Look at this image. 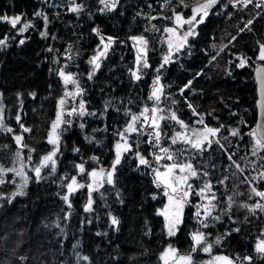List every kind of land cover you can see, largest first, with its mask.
I'll use <instances>...</instances> for the list:
<instances>
[{
	"label": "trees",
	"instance_id": "trees-1",
	"mask_svg": "<svg viewBox=\"0 0 264 264\" xmlns=\"http://www.w3.org/2000/svg\"><path fill=\"white\" fill-rule=\"evenodd\" d=\"M200 2L117 0L116 7L107 10L100 0H0V17H20L15 27L0 20V40H5L0 45V93L6 123L0 131V162L20 170L19 148L29 175L26 184L20 176L13 180L12 174L0 184V264H163L168 247L179 255L191 254L193 264H208L216 256H226L234 264H264V254L256 251L257 243L264 240V210H252L256 203L264 204V198L252 191H264V149L254 154L258 138L252 135L253 70L264 64L260 59L264 8L218 0L197 25V34L180 51H173L170 62L161 68L169 53L165 29L177 28L183 34L189 28L176 25L174 12L188 19ZM77 4L81 10L72 12ZM249 20L252 23L245 27ZM25 24L29 27L20 31ZM101 37L104 43L108 37L113 42L94 70L89 61L104 51ZM133 37L147 41L139 66ZM242 59L246 63L240 67ZM61 71L76 83L65 84ZM134 71L140 79L134 78ZM157 76L159 85H154ZM77 85L82 91L69 96L63 111L55 171L49 164L37 180L35 167L54 150L48 133L59 101L76 93ZM157 86L163 89L159 102L150 99ZM81 103L84 115L79 114ZM153 106L161 110L158 116L166 118L160 121L159 142L141 116L145 108L151 116ZM173 112L187 129L170 118ZM133 116L139 117L138 131L128 132ZM21 125L31 131L25 132ZM205 125L219 132L203 151L182 140L172 143L177 132L191 137L193 129L202 131ZM21 134L27 147L15 141ZM123 138L131 147L122 153L113 183L108 184L106 174ZM161 148L169 149L174 159L168 160ZM140 156L149 163L141 165ZM156 156L163 157L161 167L191 162L198 173L188 180L189 203L172 236L160 214L167 196L165 186L156 180ZM81 164L83 173L77 167ZM101 169L102 182L89 189V174ZM73 177L84 186L69 193L67 185ZM206 184L216 199L211 200L215 205L211 214L202 218L199 193ZM21 185L25 194L13 196ZM89 199L91 210L86 211ZM112 217L118 218V225H112ZM194 231L205 234L210 252L203 251L205 245L194 244Z\"/></svg>",
	"mask_w": 264,
	"mask_h": 264
},
{
	"label": "snow or ice",
	"instance_id": "snow-or-ice-1",
	"mask_svg": "<svg viewBox=\"0 0 264 264\" xmlns=\"http://www.w3.org/2000/svg\"><path fill=\"white\" fill-rule=\"evenodd\" d=\"M101 4L105 5V8L107 10H112L116 7L117 0H100ZM181 3H184V0H181ZM218 3V0H202V2L197 3L195 6L192 7V16L188 19H184V17L179 14L174 12L175 16V23L179 28H183L185 24L189 25V28L187 31L183 32L181 35L178 33L177 28H166L165 31L168 33H171V37L168 40V47L169 51L171 53V50L175 48V50L178 52L182 48H184L187 43H188V38L195 36L197 33L195 31L197 25L202 24L205 20L206 17L209 16L210 10L213 8L214 5ZM235 3H244L245 5L252 3V0H235ZM185 7H188V5H184ZM81 5H75L73 6L70 10L72 12L79 13L81 10ZM259 7V5H257ZM104 9H101L103 11ZM37 15H40V13H37ZM199 17V18H197ZM0 19L3 20H9V17H0ZM47 19V17H45ZM20 21V17H14L11 18L10 22L13 25V27L16 26V24ZM252 23L251 20L247 22L245 27L250 25ZM29 27L28 24L24 25V28L20 29V31H24ZM244 29H240V31H243ZM94 31L99 34L98 29H94ZM42 36H45L46 33L42 32ZM174 38V39H173ZM134 40L138 41L141 47L138 50L137 54V65L139 66L141 61L143 60V57L140 55L141 53L146 52V45L147 41L143 37H133ZM235 39V37H233ZM101 42L103 43L104 51H99L96 56H93L92 59L89 61L91 64L94 65V70L98 69L100 67L99 60L106 55L107 49L111 45L112 38L108 37L107 38V43H104V37H101ZM5 43V40H0V45H3ZM21 44L24 43L23 40L20 41ZM215 59V57H213ZM260 59L264 60V44L260 45ZM164 63L161 65V68L164 67L165 64L169 63L171 60V55H166L163 58ZM246 63V60L242 59L240 63V67H243L244 64ZM143 66L148 67L149 65L147 64L146 60L143 61ZM257 72L259 74V79L261 82V95H262V104H264V69H257ZM60 75L64 78V83L68 84L69 82L71 83H76V81L72 78L71 75H66L63 71L60 72ZM135 79H140V76L137 74L136 71L132 73ZM159 76H157L156 80L154 81V85H159ZM191 85V81L188 82V84L185 85V88L189 87ZM78 91L76 93H67L66 95L73 96V95H79L80 91L79 86L77 85ZM162 86H157L154 88L150 99H154L155 101L159 102L162 94ZM181 92H183V89H181ZM61 108L65 103V100L61 98L59 101ZM191 108L192 105H189ZM80 115H84V104H80ZM73 112H76V109L72 110ZM161 110L159 108L153 107L151 109V116L149 117L146 115V113L149 112L148 108H145L144 112L141 113V116L144 117L145 123H147L150 119V127L153 129V134L155 137V140L159 142L160 137H161V132L159 131L160 129V121L166 119L162 115H157L158 112ZM193 112H195V109H193ZM63 112L58 111L56 114V119L52 122L51 125V130L48 133V142L54 146V150L47 155H45L42 160L40 161L39 166L35 167L34 172H35V177L37 180L41 179V170L44 167H47L49 164H51L52 170L55 171V165H56V160L54 157L56 156L57 151L59 150V143H60V126L64 122L63 119ZM172 120L177 121L181 125V127L187 129V125L184 124L182 120H179L178 117L176 116V113L173 112L170 117ZM139 119L137 116L132 117V122L129 123L127 131L128 132H136L138 131L135 122ZM17 120L19 121V117H17ZM0 122H2V117H0ZM198 123H203V120L198 121ZM23 130L25 132L31 131L29 128H24L23 125H21ZM81 128H83V125H80ZM258 129L261 127H264V125H258ZM8 132H12L13 130L11 128L6 129ZM219 132L218 128H211L205 125L204 129L198 130V129H193L192 131V136L189 137L184 133L177 132L175 136L172 138V143L175 144L177 143L178 140H182L185 144L191 145L192 148L203 151L204 150V145L207 143L209 146L212 143V140L210 137L215 136ZM233 135L237 134V130H233L232 132ZM123 137V133L120 134ZM253 136L259 135V138L256 139L255 145H254V154L256 149H264V131L257 133L254 131L252 133ZM15 141L18 145H21V147H27L26 144H23V135H16L15 136ZM218 142V141H217ZM130 145L127 144L126 140L125 143L120 144L117 143L116 145V158L115 161L113 162L112 165V170L108 171L106 176H107V183L112 184L113 183V174L116 169V165H118L121 161V156L123 152H127L130 149ZM75 151H79V149H75ZM162 152L167 153V159L168 160H173L174 156L172 153L169 152V149L167 148H161ZM139 155V154H138ZM19 157V153L17 154ZM95 159V158H93ZM155 159L157 161L163 159L161 156H156ZM229 159L231 157L229 156ZM139 163L141 165H146L149 163V161L143 157H139ZM79 168L80 172L83 173L85 171L84 166L77 165ZM239 167V165H237ZM23 164L21 163V170H17L15 167L9 168V169H4L3 165H0V173H3L5 171L8 172H14L17 176H23L24 177V184L27 183V177L25 176L24 172L22 171ZM179 170V173L181 175L176 174V170ZM155 175H156V180L158 183H162L165 186V195L168 197V204L165 205L164 210L162 211V215L165 218L166 221V228L168 231V234L170 236L175 235L176 231L179 228V225L182 223V214H183V209L184 206L189 203L188 201V196L190 195L192 185L188 183V180L190 177H196L198 175L197 171L195 170L193 164L191 162L188 163H172L169 165H165V170L161 172L159 169H154ZM92 177L93 184H98L100 181L103 180L104 178V170L101 169L99 172L97 171H92L89 174ZM207 175V173H205ZM4 183L3 179H0V184ZM84 185H80L77 183L76 178H72V183L67 185L68 192L71 193L75 191L79 187H83ZM89 189H92V184L88 185ZM211 185L206 184L204 188L200 189V195L204 196L205 190L210 189ZM254 194L256 196H259L261 198H264V191H257L255 188L252 189ZM25 193L23 192V185H21V190L19 192L13 193V196L15 195H24ZM207 198V197H206ZM63 199L65 201L68 200V196H64ZM216 199L215 195L213 194L211 199L209 200L208 205H204V214L205 215H210L211 214V208L215 207V205L211 204V200ZM231 201V198H229ZM91 204L92 201L89 199L88 205L86 206V211L91 210ZM231 206V205H230ZM245 207H248L247 205H244ZM255 209H261L264 210V204L261 203H256L254 208L252 209L253 211ZM200 215L199 212V206H198V211H197V216ZM219 219V217H217ZM112 225H118L119 220L116 217H112L111 219ZM238 231V230H237ZM192 239L194 241V244L199 246V245H205L203 246V251L204 252H210L212 245L207 244L205 234L202 232H194L192 234ZM219 243V240L216 241ZM193 252L196 251V247H193L192 249ZM256 251L260 254H264V240H261L257 243L256 245ZM87 259V257H85ZM162 259H164L165 264H169L171 261V264H193V258L191 254L187 255H179L176 251V249L169 247L163 254H162ZM246 259H251V257H247ZM208 264H234V262L226 257V256H216L213 258L212 261H209Z\"/></svg>",
	"mask_w": 264,
	"mask_h": 264
},
{
	"label": "rangeland",
	"instance_id": "rangeland-1",
	"mask_svg": "<svg viewBox=\"0 0 264 264\" xmlns=\"http://www.w3.org/2000/svg\"><path fill=\"white\" fill-rule=\"evenodd\" d=\"M232 3L234 4V5H236L237 3H235V0H232ZM240 5H241V7H244L243 5H242V3H239ZM5 17V16H4ZM11 18H14V17H10L9 16V20H3V19H0L2 22H8L9 24H11V22H10V20H11ZM18 24V23H17ZM12 25V24H11ZM13 26V25H12ZM171 33H168V38H170L171 37ZM182 35V34H181ZM174 39V38H173ZM137 44V49L139 50V48L141 47V45L139 44V42L137 41L136 42ZM173 51H175V48H173L172 50H171V53H170V51H169V53H168V55H170V54H172V52ZM97 55V54H96ZM95 55V56H96ZM94 66V65H93ZM62 77V76H61ZM63 78V77H62ZM64 79V78H63ZM74 97V96H73ZM68 98H69V95L67 96V97H64L63 99L65 100V103H64V105L62 106V108H61V105H60V103H59V107H58V110H57V112L58 111H64L65 109H66V105H67V102H68ZM154 107V106H153ZM152 107V108H153ZM0 117H2V122H0V131H4V128L6 127V123H5V121H4V117H3V104H2V100H1V93H0ZM150 117V116H149ZM151 123V121H150V119H149V124ZM127 142V141H126ZM118 143H120V144H123V143H125V138H123L122 140H120ZM16 153L18 154L19 153V157H18V159H19V161H18V163L16 164V166H18V165H21V163L23 164V168H22V171L24 172V174H25V176L28 178L29 177V175L27 174V165H28V163L27 162H25V159H24V157H23V155H22V152H21V150L18 148L17 150H16ZM0 165H3L1 162H0ZM3 167H4V169H9V168H11L9 165H3ZM157 168L156 169H159L161 172H163L164 170H165V165H163V167H161V160H159L158 161V163H157V166H156ZM20 170H21V167L19 168ZM100 171V170H99ZM99 171H97V172H99ZM8 174H12V179L13 180H15V178H17V177H19V176H17L14 172H8V171H5V172H3V173H0V179H3L4 181L7 179V175ZM176 174L177 175H181V173H179V170L177 169L176 170ZM156 176V175H155ZM20 178L22 179V180H24V177L23 176H20ZM100 182H102V181H100ZM72 183V182H71ZM90 184H92V188H94L97 184H93V180H92V177H91V183ZM162 184V183H161ZM163 185V184H162ZM210 194V192H209V190H205V193H204V196H200V199H201V202H200V208L202 209V211H204V205H208L209 204V200L211 199V196L209 195ZM207 197V198H206ZM168 197L166 198V204L165 205H167L168 204ZM164 208H165V206L160 210V214L162 213V211L164 210ZM162 215V214H161ZM163 216V215H162ZM206 215L204 214V212H203V214H202V218H204ZM163 218H164V216H163ZM165 219V218H164ZM165 228H166V221H165ZM194 232H197V231H194ZM193 232V233H194ZM199 232H202V231H199ZM166 233L168 234V231H167V228H166ZM169 235V234H168ZM169 248V247H168ZM167 248V249H168ZM166 249V250H167ZM165 250V251H166ZM164 251V252H165ZM214 258V257H213ZM213 260V259H212ZM211 260V261H212ZM162 262H163V264H165V262H164V259H162ZM169 264H171V261L169 262Z\"/></svg>",
	"mask_w": 264,
	"mask_h": 264
},
{
	"label": "water",
	"instance_id": "water-1",
	"mask_svg": "<svg viewBox=\"0 0 264 264\" xmlns=\"http://www.w3.org/2000/svg\"><path fill=\"white\" fill-rule=\"evenodd\" d=\"M257 69H264V64L257 65L254 70V79H255V86H256V123L254 127V131L257 133L264 131V127H261L258 129V125H264V104H262V95H261V82L259 79V74L257 72ZM257 138H259V135H257Z\"/></svg>",
	"mask_w": 264,
	"mask_h": 264
},
{
	"label": "built area",
	"instance_id": "built-area-1",
	"mask_svg": "<svg viewBox=\"0 0 264 264\" xmlns=\"http://www.w3.org/2000/svg\"><path fill=\"white\" fill-rule=\"evenodd\" d=\"M242 5L245 6H253L254 8H264V0H252V3H249L247 5H245L244 3H242ZM257 5H259V7H257Z\"/></svg>",
	"mask_w": 264,
	"mask_h": 264
}]
</instances>
